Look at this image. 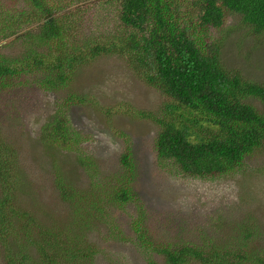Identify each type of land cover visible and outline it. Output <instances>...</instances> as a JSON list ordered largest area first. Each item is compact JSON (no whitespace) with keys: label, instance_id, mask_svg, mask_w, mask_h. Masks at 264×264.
I'll list each match as a JSON object with an SVG mask.
<instances>
[{"label":"trees","instance_id":"1","mask_svg":"<svg viewBox=\"0 0 264 264\" xmlns=\"http://www.w3.org/2000/svg\"><path fill=\"white\" fill-rule=\"evenodd\" d=\"M68 1L17 0L13 7L12 0L4 4L0 0V43L13 36L14 41L30 43L35 39L42 47L27 48L21 59L0 53L1 87H11L18 77L41 73L39 85L54 91L73 84L77 69L114 56L169 100L157 120L158 163H168L183 175L213 179L240 169L249 155L264 147V110L248 102L253 99L264 105V81L245 79L239 70L228 69L222 61L225 25L231 17H240L255 36L264 34V0H118L117 23L101 26L102 33L96 38L81 31L83 20L74 23L65 14H58ZM27 23L38 28L24 33L29 28ZM219 34L222 37L218 38ZM74 103L83 101L71 94L65 108ZM66 114L51 116L41 130V140L73 151L80 137ZM80 159L77 164H90ZM120 162L132 172L129 151L121 155ZM55 178L61 198L79 195L61 176ZM117 183L108 199L98 195L84 211L94 212L100 220L106 208H120L134 200L125 175ZM24 185L15 150L0 137V248L7 247L0 255L6 264H85L78 261L79 257L87 259L95 249L73 250L81 241L68 238L67 232L77 222L61 224L59 229L40 223L22 206L18 194ZM82 200L77 197L72 203L73 217L79 221L84 219ZM142 214L132 230L138 242L147 247L150 242ZM84 226L88 225L83 222ZM217 249L187 243L155 248L164 257V264H264V250L260 248L248 254L239 250L219 254ZM147 264L158 263L150 259Z\"/></svg>","mask_w":264,"mask_h":264},{"label":"rangeland","instance_id":"2","mask_svg":"<svg viewBox=\"0 0 264 264\" xmlns=\"http://www.w3.org/2000/svg\"><path fill=\"white\" fill-rule=\"evenodd\" d=\"M15 1L10 6L16 7ZM117 8L118 0H69L58 14H65L74 23L83 20L81 31L96 38L102 33L101 26L117 23ZM26 26L29 28L24 33L38 28L28 23ZM225 30L223 64L239 70L245 79L264 81V34L255 36L238 16L226 22ZM36 47L35 39L29 43L14 41L12 36L0 43V53L21 59L27 48ZM76 72L73 84L54 91L39 85L41 73L18 77L8 88L0 86V137L17 156V171L27 189L25 192L22 188L18 194L22 206L45 226L59 229L61 224L77 222L67 232L68 238L81 241L73 250L95 249L87 259L79 257L78 261L147 264L153 259L164 264V257L155 248L186 243L216 247L219 254L223 250L247 254L254 248L264 250V147L249 155L240 169L225 176L200 179L180 174L170 164L158 163L156 157L157 120L169 101L164 95L144 84L114 56L98 59ZM71 94L83 104L65 108ZM248 102L264 110L259 101ZM55 113H67L80 137L73 151L57 149L41 140L42 128ZM125 151L131 154L132 172L120 162ZM78 159L90 164H77ZM122 175L129 180L134 200L120 208H106L100 220L94 212L84 211L98 195L108 199ZM56 176L79 195L61 198L54 184ZM77 197H83V221L73 217L72 203ZM140 212L151 246L140 244L132 230ZM83 222L88 226L82 227ZM19 239L24 242L23 236ZM9 240L12 246L13 237ZM6 250L0 248V253L4 255ZM0 264H6L1 255Z\"/></svg>","mask_w":264,"mask_h":264}]
</instances>
